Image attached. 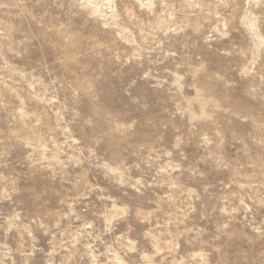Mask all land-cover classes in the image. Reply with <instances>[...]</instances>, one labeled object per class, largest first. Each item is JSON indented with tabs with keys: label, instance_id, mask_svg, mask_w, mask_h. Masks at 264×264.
<instances>
[{
	"label": "rangeland",
	"instance_id": "obj_1",
	"mask_svg": "<svg viewBox=\"0 0 264 264\" xmlns=\"http://www.w3.org/2000/svg\"><path fill=\"white\" fill-rule=\"evenodd\" d=\"M0 264H264V0H0Z\"/></svg>",
	"mask_w": 264,
	"mask_h": 264
}]
</instances>
